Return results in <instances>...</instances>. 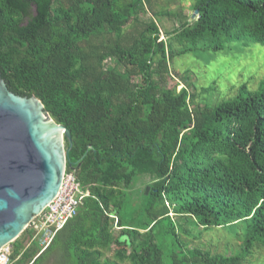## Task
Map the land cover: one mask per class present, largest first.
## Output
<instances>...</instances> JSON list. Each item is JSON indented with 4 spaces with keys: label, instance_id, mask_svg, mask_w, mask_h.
Wrapping results in <instances>:
<instances>
[{
    "label": "trees",
    "instance_id": "1",
    "mask_svg": "<svg viewBox=\"0 0 264 264\" xmlns=\"http://www.w3.org/2000/svg\"><path fill=\"white\" fill-rule=\"evenodd\" d=\"M248 41L264 45V0H0V73L70 129L66 172L89 192L33 264L58 245L65 264H252L264 248V79L216 102L198 100L189 71L170 86L176 55ZM218 227L240 248L191 244ZM11 244V264L40 250L29 227Z\"/></svg>",
    "mask_w": 264,
    "mask_h": 264
},
{
    "label": "water",
    "instance_id": "2",
    "mask_svg": "<svg viewBox=\"0 0 264 264\" xmlns=\"http://www.w3.org/2000/svg\"><path fill=\"white\" fill-rule=\"evenodd\" d=\"M72 144L70 129L50 116L35 94L15 93L0 73V248L55 198Z\"/></svg>",
    "mask_w": 264,
    "mask_h": 264
},
{
    "label": "rangeland",
    "instance_id": "3",
    "mask_svg": "<svg viewBox=\"0 0 264 264\" xmlns=\"http://www.w3.org/2000/svg\"><path fill=\"white\" fill-rule=\"evenodd\" d=\"M162 2L165 3V0ZM173 8L176 7L172 5ZM193 13L192 11L191 15ZM164 22L166 26L171 27V18L165 17ZM243 43H227L224 50L216 54L207 52L202 57L194 53L176 55L171 61L173 76L170 86L176 85L179 90L186 83L181 75L189 71L188 81L190 85L195 84L198 87V100L202 101L206 97H209V101L216 102L221 98L232 96L236 93L238 85L244 82L251 89L257 88L264 79V45L250 41L246 43L247 45ZM213 80H216V90L211 94H201V87L209 85ZM145 180L146 177H140L135 184L138 191L145 184ZM28 227L33 230V233H37V228ZM191 244L202 245L213 251L230 253L240 248L241 240L236 236H231L224 228L218 227L204 231L199 239L191 240ZM249 258H252V264H264V248L256 250ZM43 263L65 264L62 247L58 245L54 250L45 253Z\"/></svg>",
    "mask_w": 264,
    "mask_h": 264
},
{
    "label": "built area",
    "instance_id": "4",
    "mask_svg": "<svg viewBox=\"0 0 264 264\" xmlns=\"http://www.w3.org/2000/svg\"><path fill=\"white\" fill-rule=\"evenodd\" d=\"M88 194L89 192L83 189L75 175L65 170L61 187L55 198L28 225L34 229L37 228L33 238L38 241L41 251L48 247L56 233L68 220L76 215L78 206ZM12 251L11 243L0 248V264L12 263Z\"/></svg>",
    "mask_w": 264,
    "mask_h": 264
},
{
    "label": "flooded vegetation",
    "instance_id": "5",
    "mask_svg": "<svg viewBox=\"0 0 264 264\" xmlns=\"http://www.w3.org/2000/svg\"><path fill=\"white\" fill-rule=\"evenodd\" d=\"M50 244H51V243H50ZM50 244H49V245H50ZM49 245H48V246H49ZM44 250H45V249H44ZM44 250H43V251H44ZM40 251H41V248H40L39 252L37 253V255H36L35 257H38V256L43 252V251H41V252H40ZM33 259H34V258H33ZM35 260H36V259H35ZM35 260H34V261H35ZM44 260H45V259H44ZM32 261H33V260H32ZM32 261H31V262H32ZM34 261H33V263H34ZM31 262H30V263H31ZM43 262H44V261H43ZM43 262L40 263V264H44ZM33 263H32V264H33Z\"/></svg>",
    "mask_w": 264,
    "mask_h": 264
}]
</instances>
